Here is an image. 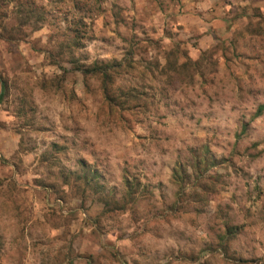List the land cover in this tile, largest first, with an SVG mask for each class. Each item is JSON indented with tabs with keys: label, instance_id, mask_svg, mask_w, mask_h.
I'll return each mask as SVG.
<instances>
[{
	"label": "rangeland",
	"instance_id": "rangeland-1",
	"mask_svg": "<svg viewBox=\"0 0 264 264\" xmlns=\"http://www.w3.org/2000/svg\"><path fill=\"white\" fill-rule=\"evenodd\" d=\"M0 80V264H264V0H0Z\"/></svg>",
	"mask_w": 264,
	"mask_h": 264
},
{
	"label": "trees",
	"instance_id": "trees-1",
	"mask_svg": "<svg viewBox=\"0 0 264 264\" xmlns=\"http://www.w3.org/2000/svg\"><path fill=\"white\" fill-rule=\"evenodd\" d=\"M87 69H83L82 72L86 73ZM0 86H1V91H0V97L3 94L4 88H5V83L3 80H0Z\"/></svg>",
	"mask_w": 264,
	"mask_h": 264
}]
</instances>
